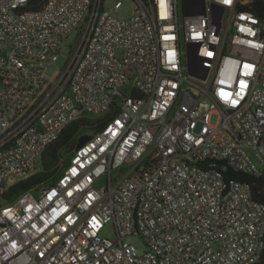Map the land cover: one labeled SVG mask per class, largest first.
<instances>
[{
	"label": "built area",
	"instance_id": "1",
	"mask_svg": "<svg viewBox=\"0 0 264 264\" xmlns=\"http://www.w3.org/2000/svg\"><path fill=\"white\" fill-rule=\"evenodd\" d=\"M134 1L0 0V264L260 259L264 205L223 164L264 175V0ZM109 112L54 184L6 200L70 123Z\"/></svg>",
	"mask_w": 264,
	"mask_h": 264
},
{
	"label": "trees",
	"instance_id": "2",
	"mask_svg": "<svg viewBox=\"0 0 264 264\" xmlns=\"http://www.w3.org/2000/svg\"><path fill=\"white\" fill-rule=\"evenodd\" d=\"M46 0H30L28 9L38 10ZM260 13V12H259ZM114 113L109 112L99 116L86 115L74 120L60 134L59 138L50 144L42 154L41 169L31 176L16 180L6 194V200L14 201L26 192L37 191L40 188L54 184L62 174L65 166L70 162L74 149L84 135L96 136L101 133ZM225 179L240 180L251 185L255 199L264 205V175L257 176L239 172L230 165L223 164ZM253 264H264V251L260 259Z\"/></svg>",
	"mask_w": 264,
	"mask_h": 264
},
{
	"label": "rangeland",
	"instance_id": "3",
	"mask_svg": "<svg viewBox=\"0 0 264 264\" xmlns=\"http://www.w3.org/2000/svg\"><path fill=\"white\" fill-rule=\"evenodd\" d=\"M117 1L122 2V6L118 9L120 16L130 17L133 15L135 4H136L134 0H104V7L108 10L114 11L115 10L114 6ZM76 37H77V32L75 31L70 35L68 39H66L63 42L61 52L58 55L59 56L58 60L53 62L47 70L48 76L50 77L53 76L58 70L63 68L65 63L70 58L71 46L75 45ZM95 116H99V115H95ZM217 119H218V116L215 114L212 122H216ZM37 165H38L37 169L38 170L41 169V158L38 160ZM103 234L111 235L112 237L114 236L113 230L111 229L110 226L104 230ZM129 240L134 242L138 246L140 251H143L145 249V244L141 236L133 235L129 237Z\"/></svg>",
	"mask_w": 264,
	"mask_h": 264
},
{
	"label": "water",
	"instance_id": "4",
	"mask_svg": "<svg viewBox=\"0 0 264 264\" xmlns=\"http://www.w3.org/2000/svg\"><path fill=\"white\" fill-rule=\"evenodd\" d=\"M89 139H91L90 135H84L80 138L78 144L74 145L72 149L80 148L82 147Z\"/></svg>",
	"mask_w": 264,
	"mask_h": 264
}]
</instances>
